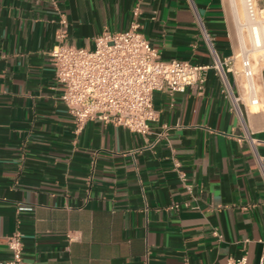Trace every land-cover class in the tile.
Segmentation results:
<instances>
[{"label":"crops","instance_id":"obj_1","mask_svg":"<svg viewBox=\"0 0 264 264\" xmlns=\"http://www.w3.org/2000/svg\"><path fill=\"white\" fill-rule=\"evenodd\" d=\"M137 1L0 0V264L17 231L21 264H227L243 254L260 264L264 64L258 103L242 80L233 100L211 69L203 88L154 93L147 135L101 120L75 132L50 51L62 30L69 44L93 47L104 30L128 29ZM141 8L142 31L164 59L213 61L200 21L222 58L239 49L227 0Z\"/></svg>","mask_w":264,"mask_h":264},{"label":"built area","instance_id":"obj_2","mask_svg":"<svg viewBox=\"0 0 264 264\" xmlns=\"http://www.w3.org/2000/svg\"><path fill=\"white\" fill-rule=\"evenodd\" d=\"M246 22L242 32L251 38L250 47L239 40L240 51L230 57L222 58L215 46L214 37L203 21L202 32L213 55L211 63H194L178 58L164 59L142 31L140 15L141 2L133 8V20L128 29L122 31L104 30L94 38V46H75L65 41L66 31L62 30L59 40L50 51L56 78L63 86L62 100L75 122V132H81L92 120H101L123 126L133 132L147 135L151 132V122L158 119L154 105V93L167 90L170 93L184 92L189 86L203 88L208 73L214 69L221 78L228 96L237 100L235 86L242 80V86L255 97L256 64L251 56L252 50L263 51L264 60V7L258 0H243ZM66 20L63 23L66 24ZM261 32V43L252 39V27ZM238 65L235 66V61ZM248 139L256 150L257 138L250 132ZM173 165L188 190L192 185L186 182L181 171V161L174 157ZM258 165L264 176V156L258 154ZM174 202L172 207L180 208ZM186 207L190 202L185 201ZM219 236V232L215 230ZM12 258L6 264H21L23 261L24 241L20 231L12 234L8 241ZM227 264H250L243 254L228 260ZM264 264V256L260 260Z\"/></svg>","mask_w":264,"mask_h":264},{"label":"rangeland","instance_id":"obj_3","mask_svg":"<svg viewBox=\"0 0 264 264\" xmlns=\"http://www.w3.org/2000/svg\"><path fill=\"white\" fill-rule=\"evenodd\" d=\"M259 2H261V0H258V3ZM237 6H238L239 12H240V21L243 24L246 22V19H247L244 1L243 0H237ZM236 24H237V21H236ZM238 30H239V28H238ZM241 32H242V30H241ZM242 35H244V43L246 44L247 47H250V42H251L250 36L247 34L246 31H243ZM239 51H240V48L237 50V53ZM251 56L255 60L256 68H258L260 65L264 64V60L262 59L263 58V51L262 50H260V49L252 50Z\"/></svg>","mask_w":264,"mask_h":264},{"label":"bare ground","instance_id":"obj_4","mask_svg":"<svg viewBox=\"0 0 264 264\" xmlns=\"http://www.w3.org/2000/svg\"><path fill=\"white\" fill-rule=\"evenodd\" d=\"M228 2V9L230 10L231 16L234 18L235 23L237 21L236 27H237V34L239 35V39L241 41H244V35H242V22L240 21V12L239 8L237 6V0H227ZM239 28V30H238ZM252 39L255 43H261L262 37L259 27L253 26L252 27Z\"/></svg>","mask_w":264,"mask_h":264}]
</instances>
